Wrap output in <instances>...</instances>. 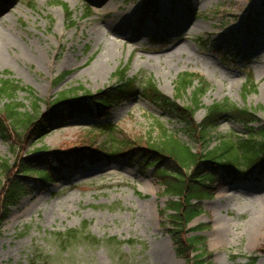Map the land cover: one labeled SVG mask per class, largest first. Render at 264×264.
<instances>
[{"label": "rangeland", "instance_id": "obj_1", "mask_svg": "<svg viewBox=\"0 0 264 264\" xmlns=\"http://www.w3.org/2000/svg\"><path fill=\"white\" fill-rule=\"evenodd\" d=\"M107 2L109 7L103 8ZM151 3L156 5L153 14L143 0H0V22L11 27L14 39L13 46L4 49L0 79L10 78L23 87L16 99L28 110L30 89L41 100L42 113L44 101L80 95L75 88L96 93L116 84L114 74L124 67L128 77L150 80L178 104H189L188 94L175 96L174 82L180 73L192 72L209 84L195 121L206 106L228 100L254 110L264 122V0ZM36 52L50 62L49 68L36 64ZM65 57L73 65L64 66ZM96 62L104 69L91 77L87 71H95ZM250 75L254 88L243 94ZM4 103L0 98V110ZM156 122L176 132L193 151L204 150L180 131L171 115L138 95L102 119L78 113L41 140L20 147L13 143V152L11 141L0 137V159L12 164L16 158L75 146L98 134L104 124L116 129L98 135L97 143L107 152L121 138L118 131L156 142ZM244 132L240 123L225 121L211 132L209 149L238 141ZM152 171L123 157L62 168L44 185L31 180L32 192L11 209L0 228V264H185L160 214L168 197ZM211 186L213 198L203 201L204 213L189 227L210 226L199 234L207 239L213 264H248L252 255L257 257L254 264H264L259 251L264 246V175L241 180L223 176ZM83 222L86 234L99 243L82 238L61 242L58 234L79 230Z\"/></svg>", "mask_w": 264, "mask_h": 264}, {"label": "trees", "instance_id": "obj_2", "mask_svg": "<svg viewBox=\"0 0 264 264\" xmlns=\"http://www.w3.org/2000/svg\"><path fill=\"white\" fill-rule=\"evenodd\" d=\"M151 2L143 0L145 5L152 6L153 14L156 5ZM63 7L69 17L71 12L65 4ZM114 75L117 77L116 84L96 93L78 87L75 90L80 91V95L64 94L53 101H44L46 110L42 113L38 111L41 100L33 96L30 89L32 110L17 101V91L23 89L18 82L10 78L0 79V98L5 100L0 110V137L11 141L10 149L13 152V143H18L15 147H20L21 143L41 140L78 113L102 119L110 115L113 107L139 95L171 115L181 125L180 131L192 142L201 144L204 150L193 151L176 132L171 133L163 124L156 122L160 130L156 142L128 138L117 130L121 138L115 139L114 147L107 152L104 145L97 143L98 135L101 131L116 129L104 124L98 134L81 139L75 146L49 150L44 155L29 159L16 158L12 164L0 159V228L10 216L11 209L32 192L31 180L44 185L54 181L55 173L62 168L81 162L95 165L105 159L115 161L126 157L143 168L152 167L154 177L162 185V194L168 199L160 214L167 219L169 227L166 230L176 255L185 264H213V252L207 239L199 234L210 226L189 225L204 213L202 201L213 198L211 185L214 182L223 176L241 180L264 175V122L260 121L254 110L238 107L228 100L206 106L203 117L195 121L194 113L201 107V97L209 88L208 82L196 73H180L174 82L175 96L188 94L189 104L185 105L161 93L150 80L128 77L127 67L119 68ZM253 88L250 75L242 86V93ZM230 120L243 126L244 137L238 141H224L209 149L211 132ZM58 238L63 243L81 238L99 243V240L86 234V222L82 223L81 229L60 233ZM116 243L121 245L123 242ZM259 251L264 254V246ZM256 258V255L250 256L248 264H254Z\"/></svg>", "mask_w": 264, "mask_h": 264}, {"label": "bare ground", "instance_id": "obj_3", "mask_svg": "<svg viewBox=\"0 0 264 264\" xmlns=\"http://www.w3.org/2000/svg\"><path fill=\"white\" fill-rule=\"evenodd\" d=\"M108 3L109 2H107L103 6V8L107 9L109 7ZM10 29L11 27L7 25L5 21L2 20L0 22V63L6 60V57L4 55V49L10 46H13L14 44V39L12 37ZM34 60L38 66H46L47 68H49L50 62L46 60L40 53H37V52L34 53ZM62 64L64 66L73 65V62L71 61L69 57H65V60H63ZM95 66H96L95 71H91V72H89V70L87 71V74L91 77L98 75L104 69V66L102 63L96 62ZM258 236H259L258 233L254 235V239L258 238Z\"/></svg>", "mask_w": 264, "mask_h": 264}]
</instances>
